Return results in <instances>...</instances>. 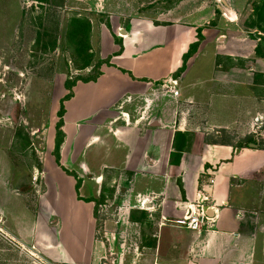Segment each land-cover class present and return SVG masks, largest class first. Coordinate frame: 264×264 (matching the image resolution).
I'll use <instances>...</instances> for the list:
<instances>
[{"label": "crops", "instance_id": "1", "mask_svg": "<svg viewBox=\"0 0 264 264\" xmlns=\"http://www.w3.org/2000/svg\"><path fill=\"white\" fill-rule=\"evenodd\" d=\"M104 1L119 20L98 34L89 16L94 59L107 61L60 96V162L55 127L27 190L16 189L10 133L0 132V264H264V145L253 132L264 117L263 37L235 33V21L164 22L168 13L137 0ZM212 165L215 229L177 225ZM106 187L121 204L99 222Z\"/></svg>", "mask_w": 264, "mask_h": 264}, {"label": "rangeland", "instance_id": "2", "mask_svg": "<svg viewBox=\"0 0 264 264\" xmlns=\"http://www.w3.org/2000/svg\"><path fill=\"white\" fill-rule=\"evenodd\" d=\"M103 1L81 0L83 5L77 8L74 1L66 6V0H0V132L10 133L11 181L16 189L22 186L27 190L29 185L23 179L33 177L34 166L41 167L36 148L43 150L56 131L65 88L95 76L107 61L94 59L93 23L89 18L93 17L98 34L101 28L106 29L102 23L114 32L111 22L116 26L118 16L103 8ZM137 1L143 7H153L151 14L168 13L159 21L185 20L189 16L206 24L220 19L235 21V33L243 31L264 39V0H229L236 13L233 20L224 16L217 0ZM123 18L130 20L128 15ZM113 193L114 188H105L97 205L99 222L119 211L121 202L114 200ZM102 232L99 226V235ZM118 239L123 241L121 236ZM26 259L29 263L31 255Z\"/></svg>", "mask_w": 264, "mask_h": 264}, {"label": "built area", "instance_id": "3", "mask_svg": "<svg viewBox=\"0 0 264 264\" xmlns=\"http://www.w3.org/2000/svg\"><path fill=\"white\" fill-rule=\"evenodd\" d=\"M227 2V3H225ZM218 7L222 10L224 16L233 20V15L236 17L229 0H217ZM178 80L173 77L165 80V86L175 96L179 95L177 89ZM264 117H256V125L253 132L256 134V144L264 141V126L262 120ZM218 167L212 165L202 170V178L197 189L195 198L189 200L183 206L184 213L181 217L176 218L174 222L179 226L187 227L190 230L201 232L206 228L207 232L215 229L219 216L220 203L215 198L214 188L217 184ZM142 199V198H141ZM140 199V200H141ZM144 198L142 204L144 205ZM212 212V213H211Z\"/></svg>", "mask_w": 264, "mask_h": 264}, {"label": "trees", "instance_id": "4", "mask_svg": "<svg viewBox=\"0 0 264 264\" xmlns=\"http://www.w3.org/2000/svg\"><path fill=\"white\" fill-rule=\"evenodd\" d=\"M41 1V0H39ZM99 75V72L91 77V78H88L87 80L89 79H95L97 78V76ZM73 83L69 84L68 88L71 87ZM69 96H71V94H69ZM64 112H65V106H64V99L61 101V105H60V109H59V112H58V115L60 117V120L59 122L57 123V126H56V129H57V132H56V146H55V155H56V158H57V161L60 162V151H61V146H62V143L64 141V138H65V132L63 130V123H64V120H63V117H64Z\"/></svg>", "mask_w": 264, "mask_h": 264}, {"label": "water", "instance_id": "5", "mask_svg": "<svg viewBox=\"0 0 264 264\" xmlns=\"http://www.w3.org/2000/svg\"><path fill=\"white\" fill-rule=\"evenodd\" d=\"M225 3H227V2H225ZM253 145V144H252ZM257 144H254V146H256Z\"/></svg>", "mask_w": 264, "mask_h": 264}, {"label": "bare ground", "instance_id": "6", "mask_svg": "<svg viewBox=\"0 0 264 264\" xmlns=\"http://www.w3.org/2000/svg\"><path fill=\"white\" fill-rule=\"evenodd\" d=\"M235 15H233V18H234Z\"/></svg>", "mask_w": 264, "mask_h": 264}]
</instances>
